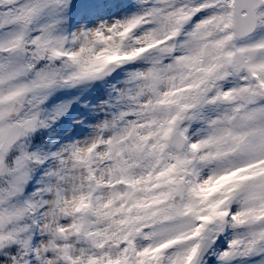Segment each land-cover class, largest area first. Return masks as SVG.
<instances>
[{"label":"snow or ice","instance_id":"obj_1","mask_svg":"<svg viewBox=\"0 0 264 264\" xmlns=\"http://www.w3.org/2000/svg\"><path fill=\"white\" fill-rule=\"evenodd\" d=\"M0 264H264V0H0Z\"/></svg>","mask_w":264,"mask_h":264},{"label":"rangeland","instance_id":"obj_2","mask_svg":"<svg viewBox=\"0 0 264 264\" xmlns=\"http://www.w3.org/2000/svg\"><path fill=\"white\" fill-rule=\"evenodd\" d=\"M94 100H90L88 94L80 97V102L73 103V106L70 108L69 112L65 114L64 117L61 119V124H65L68 120H70L72 117L80 118L84 117L85 120L84 123H94L95 121L88 116V113L92 111L91 105L94 104ZM83 131L87 132L90 131L88 128H84Z\"/></svg>","mask_w":264,"mask_h":264}]
</instances>
